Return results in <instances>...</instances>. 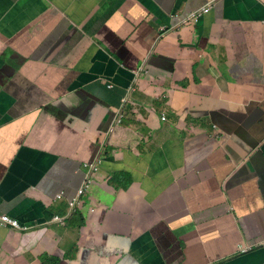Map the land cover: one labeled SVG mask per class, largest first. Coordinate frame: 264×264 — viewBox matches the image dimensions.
I'll return each instance as SVG.
<instances>
[{
    "label": "crops",
    "instance_id": "crops-1",
    "mask_svg": "<svg viewBox=\"0 0 264 264\" xmlns=\"http://www.w3.org/2000/svg\"><path fill=\"white\" fill-rule=\"evenodd\" d=\"M208 2L0 0V264H264V0Z\"/></svg>",
    "mask_w": 264,
    "mask_h": 264
},
{
    "label": "clouds",
    "instance_id": "clouds-1",
    "mask_svg": "<svg viewBox=\"0 0 264 264\" xmlns=\"http://www.w3.org/2000/svg\"><path fill=\"white\" fill-rule=\"evenodd\" d=\"M216 0H209V2L204 5L203 7L197 9L196 11L190 13L187 18L184 20V22H186L187 24L188 23H198L199 21H201L203 18H205L211 11V9L213 8L214 6V3H215ZM205 10H208L205 12ZM201 13V15L199 16V14ZM196 19H198L196 21ZM162 33H164L165 29H162L161 30ZM109 88H113L114 87V84L113 83H109L108 84ZM133 86H131L130 88L132 89ZM136 87L134 86V89L135 90ZM130 99V96L126 95L125 97H122L121 100H120V106L118 107V109L116 110V113H115V118H114V121H113V126H118L122 123V121L124 120L125 118V114H126V111H127V103H128V100ZM163 118L165 119V116H163ZM108 149V148H107ZM95 162H89L87 163L89 166H88V170H87V175L81 185V187H79V189L77 190L76 194L73 195L69 201H68V205L71 209V216L72 217L74 214H76L80 208V206H82L83 204V198L85 197L86 195V192L88 190V188L90 187V185L92 184L93 180H94V175L97 173V170L99 168V164L101 162V158H100V154L98 155L97 158L94 159ZM85 184H88L87 187H85ZM84 187V192L82 194L79 195L78 197V201L74 204V205H71V201L74 197H76L78 195V192L81 188ZM63 198L62 194H58L57 196V199L58 200H61ZM0 215H3V214H0ZM10 216V215H9ZM11 217V216H10ZM67 216H62L60 214H55L53 216V219L52 221L54 222H59V223H66V221L70 218ZM13 218V217H11ZM14 219V218H13ZM16 220V219H15ZM83 221H81L82 223ZM19 223V222H18ZM20 224V223H19ZM21 226H23L22 224H20ZM0 226H3V227H11V228H14V229H19V230H26L28 229V226H24L25 228H15L14 226L10 225V224H0ZM240 246H244V245H240ZM255 246H249V248H246V249H243L241 248V252H247V251H252L254 249Z\"/></svg>",
    "mask_w": 264,
    "mask_h": 264
},
{
    "label": "built area",
    "instance_id": "built-area-1",
    "mask_svg": "<svg viewBox=\"0 0 264 264\" xmlns=\"http://www.w3.org/2000/svg\"><path fill=\"white\" fill-rule=\"evenodd\" d=\"M208 11V10H205V12ZM201 15V13L199 14V16ZM198 19H196L197 21ZM88 184H85V187H87ZM84 192V187L81 188L78 192V195L76 197H74L72 199V201L70 202L71 205H74L77 201H78V197L80 194H82ZM0 224H10L12 226H14L15 228H25L24 226H21L17 220L11 218L9 215L7 214H3V215H0Z\"/></svg>",
    "mask_w": 264,
    "mask_h": 264
},
{
    "label": "trees",
    "instance_id": "trees-1",
    "mask_svg": "<svg viewBox=\"0 0 264 264\" xmlns=\"http://www.w3.org/2000/svg\"><path fill=\"white\" fill-rule=\"evenodd\" d=\"M124 187L127 186V183L123 184ZM56 260L53 258H50L47 262H45V264H55Z\"/></svg>",
    "mask_w": 264,
    "mask_h": 264
},
{
    "label": "rangeland",
    "instance_id": "rangeland-1",
    "mask_svg": "<svg viewBox=\"0 0 264 264\" xmlns=\"http://www.w3.org/2000/svg\"><path fill=\"white\" fill-rule=\"evenodd\" d=\"M85 198V197H84Z\"/></svg>",
    "mask_w": 264,
    "mask_h": 264
}]
</instances>
